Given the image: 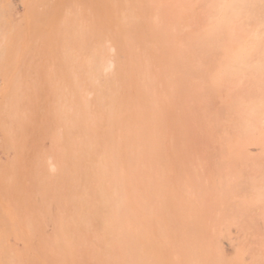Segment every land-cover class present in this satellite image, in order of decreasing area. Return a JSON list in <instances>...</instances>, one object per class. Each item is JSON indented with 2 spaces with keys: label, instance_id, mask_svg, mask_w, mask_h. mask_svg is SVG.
<instances>
[{
  "label": "bare ground",
  "instance_id": "obj_1",
  "mask_svg": "<svg viewBox=\"0 0 264 264\" xmlns=\"http://www.w3.org/2000/svg\"><path fill=\"white\" fill-rule=\"evenodd\" d=\"M85 1L47 57L77 135L48 201L116 249L157 223L181 264H264V0Z\"/></svg>",
  "mask_w": 264,
  "mask_h": 264
},
{
  "label": "rangeland",
  "instance_id": "obj_2",
  "mask_svg": "<svg viewBox=\"0 0 264 264\" xmlns=\"http://www.w3.org/2000/svg\"><path fill=\"white\" fill-rule=\"evenodd\" d=\"M91 8L85 0H0V264H181L157 221L126 251L107 234L79 231L73 204L48 201L49 167L64 148L74 152L77 135L50 118L47 57L53 51L60 61L67 49L70 65L76 35L66 9Z\"/></svg>",
  "mask_w": 264,
  "mask_h": 264
},
{
  "label": "crops",
  "instance_id": "obj_3",
  "mask_svg": "<svg viewBox=\"0 0 264 264\" xmlns=\"http://www.w3.org/2000/svg\"><path fill=\"white\" fill-rule=\"evenodd\" d=\"M2 251H0V253H1Z\"/></svg>",
  "mask_w": 264,
  "mask_h": 264
}]
</instances>
